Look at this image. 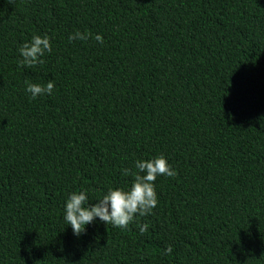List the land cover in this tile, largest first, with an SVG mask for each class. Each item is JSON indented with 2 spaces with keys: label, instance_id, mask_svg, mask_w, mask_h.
<instances>
[{
  "label": "trees",
  "instance_id": "1",
  "mask_svg": "<svg viewBox=\"0 0 264 264\" xmlns=\"http://www.w3.org/2000/svg\"><path fill=\"white\" fill-rule=\"evenodd\" d=\"M159 155L150 216L72 235L69 192ZM0 264H264V0H0Z\"/></svg>",
  "mask_w": 264,
  "mask_h": 264
},
{
  "label": "clouds",
  "instance_id": "2",
  "mask_svg": "<svg viewBox=\"0 0 264 264\" xmlns=\"http://www.w3.org/2000/svg\"><path fill=\"white\" fill-rule=\"evenodd\" d=\"M11 2V0H9ZM90 33L85 30L74 31L67 37L68 41H85ZM97 43L102 44L103 38L100 34L94 37ZM52 51V45L48 35L33 34L31 39L23 42L17 49L20 59L17 60L18 68H30L43 64V57ZM24 92L30 99L37 96L52 95L54 82L49 79L46 83H33L24 81ZM125 176H131V183L124 188L109 187L98 199H89L88 191L69 192L63 204V221L71 228L74 237L81 236L86 226L93 223L110 224L112 227L127 229L129 224L140 217L150 216L152 210L157 206L158 200L154 181L158 176L172 178L176 175L175 169L167 162L163 155L150 159H137L132 168L122 169ZM139 233L144 234L149 228L148 223H138ZM169 245L163 249L164 253L171 252Z\"/></svg>",
  "mask_w": 264,
  "mask_h": 264
}]
</instances>
